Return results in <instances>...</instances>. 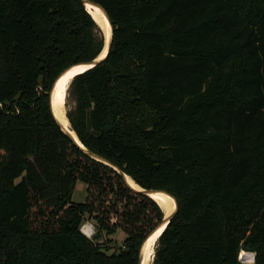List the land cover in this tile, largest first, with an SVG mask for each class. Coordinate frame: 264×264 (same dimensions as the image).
Instances as JSON below:
<instances>
[{
    "label": "trees",
    "instance_id": "1",
    "mask_svg": "<svg viewBox=\"0 0 264 264\" xmlns=\"http://www.w3.org/2000/svg\"><path fill=\"white\" fill-rule=\"evenodd\" d=\"M90 1L111 44L71 80L66 117L87 150L174 198L150 264H264V0ZM103 47L81 0H0V264H139L162 218L53 116L55 79Z\"/></svg>",
    "mask_w": 264,
    "mask_h": 264
},
{
    "label": "water",
    "instance_id": "2",
    "mask_svg": "<svg viewBox=\"0 0 264 264\" xmlns=\"http://www.w3.org/2000/svg\"><path fill=\"white\" fill-rule=\"evenodd\" d=\"M82 1V3L84 4V6H85V9H86V5L87 4H90V5H93V6H96V7H98L101 11H102V13H103V15L105 16V19L107 20V22H108V24H109V28H110V35H109V37H107L106 36V34H105V31H104V27H103V25L101 24V23H97L94 19H93V17H92V19L95 21V23L98 25V27L100 28V30L102 31V34H103V37H104V47H103V50H105L106 49V51H105V53H104V55H103V57H101V58H99V56L97 57V58H95V59H93V60H90V61H88V62H85V63H80V64H76V65H84V66H87V68L88 69H90V68H93L94 66H96L97 64H99L102 60H104L105 58H106V56H107V54H108V51H109V47H110V44H111V39H112V26H111V24H110V21H109V18H108V16H107V14L105 13V11L101 8V6H99L98 4H96V3H94V2H92V1H90V0H81ZM86 11H87V9H86ZM88 12V11H87ZM89 13V12H88ZM103 50H102V52H103ZM101 52V53H102ZM75 66V65H74ZM71 67H73V66H71ZM71 67H69V68H67L66 70H64L56 79H55V81L53 82V84H52V87H51V89H50V91H49V97H50V105H51V110H52V113H53V116H54V118H55V120L57 121V123L59 124V126H60V128H61V130L73 141V143L74 144H76L85 154H87L89 157H91V158H93L94 160H96V161H99V162H101V163H103V164H105V165H108V166H110V167H113L121 176H122V178H123V180H124V182L127 184V186L130 188V189H132V190H134L135 192H138V193H140V194H142V195H145V196H147V197H149V198H151L152 199V197H151V195L153 194V193H162V194H165V195H167V196H169V197H171L173 200H174V198L171 196V195H169L168 193H166V192H164V191H154V190H148V189H144V188H141L140 186H138L137 184V189H135V188H133L131 185H129V183H128V181H127V175L126 174H124L123 172H121L120 170H118L117 168H115L113 165H111L108 161H106L105 159H103L102 157H100V156H98V155H96L95 153H93V152H91V151H89V150H87L83 145H82V143L79 141V139L77 138V136H76V134H75V132L73 131V130H68L66 127H65V125H63V123L61 122V119L59 118V117H57L55 114H54V112H53V91H54V89H55V87H56V84H57V82H58V80L60 79V77L63 75V73H65L68 69H70ZM68 88V87H67ZM65 112V111H64ZM65 117H66V112H65ZM66 119H67V117H66ZM67 121H68V119H67ZM69 122V121H68ZM72 131V132H71ZM155 201V200H154ZM156 202V201H155ZM174 202H175V200H174ZM157 203V202H156ZM157 205L160 207V209H161V211H162V218H161V220H160V222L157 224V226L146 236V238L144 239V241L142 242V245H141V248H140V255H139V264H143V262H144V253H143V247H144V244L146 243V241L157 231V230H159V229H161V232L166 228V226L169 224V222H170V220L175 216V214H176V208H177V206H176V202H175V209L174 210H172L171 208H169L167 205H165V204H159V203H157ZM161 234V233H160ZM156 240L157 239H155V242L153 243V251H154V245H155V243H156ZM152 259H153V253H152V256H151V262H152ZM150 262V263H151Z\"/></svg>",
    "mask_w": 264,
    "mask_h": 264
},
{
    "label": "bare ground",
    "instance_id": "3",
    "mask_svg": "<svg viewBox=\"0 0 264 264\" xmlns=\"http://www.w3.org/2000/svg\"><path fill=\"white\" fill-rule=\"evenodd\" d=\"M86 9L97 23H101L103 25L105 34L107 37H109V35H110L109 24H108L107 20L105 19V16L103 15L102 11L98 7L90 5V4L86 5ZM105 51H106V49L103 50L102 53H100L99 58L103 57ZM87 69H88L87 66H84V65H75V66L71 67L65 73H63V75L60 77V79L58 80L56 87L53 91V98H52L53 99L52 100L53 101V112L57 117H59L61 119V122L63 123V125H65V127L68 130H72V129H71V126H70L69 122L67 121V119L64 115L65 114L64 111L66 108L65 107V101H66V95H67L66 94L67 87L69 86L71 80L73 79V77L75 75H77L81 72H84ZM127 181L129 183V185H131L133 188H135V189L138 188L136 183L129 176H127ZM151 197L157 203L165 204L169 208H171L172 210L175 209V202L171 197H169L165 194H162V193H153L151 195ZM83 230H84V233L89 234L91 229H90V226L87 225ZM160 233H161V229L157 230L144 244L143 253L145 255H144L143 264H150L152 253H154L153 243L155 242V239H157L159 237ZM243 253H245V252L241 251V254H243Z\"/></svg>",
    "mask_w": 264,
    "mask_h": 264
},
{
    "label": "rangeland",
    "instance_id": "4",
    "mask_svg": "<svg viewBox=\"0 0 264 264\" xmlns=\"http://www.w3.org/2000/svg\"><path fill=\"white\" fill-rule=\"evenodd\" d=\"M67 103V104H66ZM73 106V102L71 100L70 97H66V101H65V112L66 110L71 109ZM86 196V185L83 182H77L75 185V189L73 192V196H72V200L76 203L79 202H83ZM89 225L90 226V233L87 234L85 233L88 237H90L91 239L94 238V236L96 235V227L93 221L91 220H86L82 223L80 230L84 231L83 229ZM86 237V236H85ZM90 238H88L90 240ZM113 241H114V249H118L123 242V239L125 238V235L122 231L118 230L116 231L115 235L112 236ZM103 238H99L98 241H101ZM245 253L241 254V252L238 255V259L242 262V263H248V264H252L254 261V253L253 252H249V251H244Z\"/></svg>",
    "mask_w": 264,
    "mask_h": 264
},
{
    "label": "built area",
    "instance_id": "5",
    "mask_svg": "<svg viewBox=\"0 0 264 264\" xmlns=\"http://www.w3.org/2000/svg\"><path fill=\"white\" fill-rule=\"evenodd\" d=\"M81 231V233L84 235V236H88V235H86L85 233H84V231H82V230H80ZM88 238H90V237H88ZM91 239V238H90Z\"/></svg>",
    "mask_w": 264,
    "mask_h": 264
}]
</instances>
